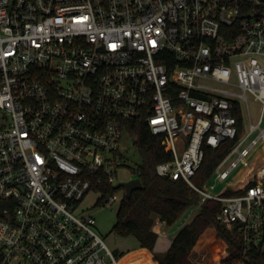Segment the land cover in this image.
Segmentation results:
<instances>
[{"label":"built area","instance_id":"1","mask_svg":"<svg viewBox=\"0 0 264 264\" xmlns=\"http://www.w3.org/2000/svg\"><path fill=\"white\" fill-rule=\"evenodd\" d=\"M141 121L173 155L158 175L199 193L191 216L222 203L233 264L264 252V164L238 194L193 182L204 142L238 137L225 182L264 140V0H0V264H122L84 201L121 203L120 144Z\"/></svg>","mask_w":264,"mask_h":264},{"label":"trees","instance_id":"2","mask_svg":"<svg viewBox=\"0 0 264 264\" xmlns=\"http://www.w3.org/2000/svg\"><path fill=\"white\" fill-rule=\"evenodd\" d=\"M234 115L238 118L239 137L244 128L243 116L240 109L234 111ZM128 130L129 134L136 137L134 142L143 160L139 166L142 187L135 189L131 197L125 194L122 198L113 231L122 235L132 234L142 248L153 251L158 238V233L153 229L155 216H160L161 221L167 226H172L198 202L200 195L182 178L173 180L158 175L156 166L173 158L172 153L165 149L164 136L152 133L148 125L142 121L130 123ZM237 139H226L219 147H212L204 142V159L193 177V182L197 186H204ZM114 191L116 188L109 187L106 195ZM238 193L240 192H226L227 195ZM101 205L104 206L103 203ZM221 208L220 201L207 199L198 213L175 234L169 249L164 253H155L154 259L158 260L159 264H195L191 259L192 251L197 245L203 244L204 236L211 230L215 231V237L211 241L215 242L217 248L214 261L217 264H233L240 259L241 244L217 219ZM247 262L264 264V252L250 251ZM125 263L147 264L144 254L140 252L130 253Z\"/></svg>","mask_w":264,"mask_h":264},{"label":"rangeland","instance_id":"3","mask_svg":"<svg viewBox=\"0 0 264 264\" xmlns=\"http://www.w3.org/2000/svg\"><path fill=\"white\" fill-rule=\"evenodd\" d=\"M250 109L253 119L256 122L259 117L260 109L253 102L250 103ZM249 127V122H245L242 131V137H245L248 134ZM120 152L126 159V166L120 170V176L116 180L117 182L133 178V169L139 168V166L143 163L140 151L129 133H124L123 135V139L120 144ZM235 157L236 156H234L233 159ZM263 164L264 140H261L252 149L250 155L244 158L239 163L238 167L230 174L229 178L225 182L217 181L216 175L213 173L205 182V185L210 188L214 193L238 191L243 185L248 184L249 181L252 180L254 174L262 167ZM213 185H215L214 188L212 187ZM119 192L123 194L124 189H119ZM97 198V192L90 193V195H88L84 201V207L87 210H94L92 214V216L96 220V223L94 224V229L104 239L105 243L114 252V254L118 253V255H115L118 257L119 261L122 264H126L125 262L128 257L127 254L137 250L140 247L139 241L132 234L122 235L113 231V226L115 225L117 220L120 204L118 202H115L114 204L109 206H93ZM191 209L192 206L184 213L181 218H179L172 225V229L174 227H177L178 224H184L187 220L192 218ZM214 237L215 231H209L204 236L202 244L203 246L194 248L191 254V259L195 264H217L214 261L217 248L215 246V242L211 241ZM151 252L153 253L154 250ZM144 256L147 264H156L155 261L150 260V257L147 258V255Z\"/></svg>","mask_w":264,"mask_h":264},{"label":"crops","instance_id":"4","mask_svg":"<svg viewBox=\"0 0 264 264\" xmlns=\"http://www.w3.org/2000/svg\"><path fill=\"white\" fill-rule=\"evenodd\" d=\"M191 219L187 220L184 224L188 223ZM184 224H178L177 227H174L172 229L173 226H167L163 221H161L160 216H158V215L155 216V223L153 225V229L158 233V238H157V242L155 244L154 252L152 253L151 251H149L145 248H142L141 246L133 252L143 253L144 255H147V258L150 257V260L155 261L156 264H159L158 261L153 259L154 253L166 252L169 249V247L171 246L173 237L175 236V234L180 230V228ZM201 246L202 245L199 244L196 247H201ZM133 252H130V253H133ZM130 253H128L127 255H129Z\"/></svg>","mask_w":264,"mask_h":264},{"label":"water","instance_id":"5","mask_svg":"<svg viewBox=\"0 0 264 264\" xmlns=\"http://www.w3.org/2000/svg\"><path fill=\"white\" fill-rule=\"evenodd\" d=\"M120 187L125 189V193L127 197H131L132 192L135 189L142 187L141 178L137 177V178L130 179L128 181H122L117 184V188H120Z\"/></svg>","mask_w":264,"mask_h":264}]
</instances>
